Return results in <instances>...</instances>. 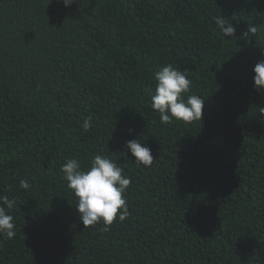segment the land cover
Segmentation results:
<instances>
[{
  "label": "trees",
  "instance_id": "trees-1",
  "mask_svg": "<svg viewBox=\"0 0 264 264\" xmlns=\"http://www.w3.org/2000/svg\"><path fill=\"white\" fill-rule=\"evenodd\" d=\"M66 3L0 0V196L16 232L0 235V264H264V0ZM168 64L188 72L202 120L152 109ZM97 154L131 178L130 215L107 231L84 227L62 172Z\"/></svg>",
  "mask_w": 264,
  "mask_h": 264
},
{
  "label": "clouds",
  "instance_id": "clouds-1",
  "mask_svg": "<svg viewBox=\"0 0 264 264\" xmlns=\"http://www.w3.org/2000/svg\"><path fill=\"white\" fill-rule=\"evenodd\" d=\"M66 6L69 4L66 3ZM215 24L224 37H234L236 29L227 22L226 18L216 17ZM255 27L251 29L255 32ZM254 88L259 92L264 90V60L259 61L254 69ZM157 82L154 94L151 96V107L158 111L162 123H169L173 118L184 122L202 120L205 101L198 95H184L189 93L192 81L188 72L182 71L168 64L155 73ZM92 118L84 119L82 128L87 131L91 127ZM132 129H129L131 134ZM126 149L135 158V163L150 166L153 163L151 149L144 146L138 139L129 140ZM62 172L67 181V187L73 190L78 198L76 210L84 227L94 225L101 220L107 231L117 216L120 222L129 217L127 200L124 193L131 184V178L123 174V169L116 161L97 154L91 161L87 171L81 170V164L76 159H68L62 165ZM20 187L25 190L31 188L27 179L20 180ZM15 205V199L10 200L7 195L0 196V235L12 239L15 235L13 216L8 214ZM6 206V207H5Z\"/></svg>",
  "mask_w": 264,
  "mask_h": 264
}]
</instances>
